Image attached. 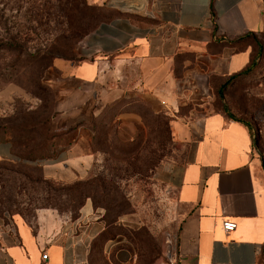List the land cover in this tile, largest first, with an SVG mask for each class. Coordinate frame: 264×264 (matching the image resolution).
Segmentation results:
<instances>
[{"label": "crops", "instance_id": "0c3cea01", "mask_svg": "<svg viewBox=\"0 0 264 264\" xmlns=\"http://www.w3.org/2000/svg\"><path fill=\"white\" fill-rule=\"evenodd\" d=\"M90 1L105 16L81 41L78 60H55L46 79L54 128L87 122L129 90L150 99L166 116L175 148L188 147L186 160L169 157L153 171L174 193L163 244L176 263L264 264V184L250 132L220 110L203 112L213 89L247 66L251 47L228 43L264 32V0ZM13 157L1 144L0 158ZM94 159L71 142L42 174L81 181ZM123 219L107 223L89 196L74 216L44 209L28 222L16 215L11 237L0 243V264H163L164 252L137 259ZM226 220L235 223L230 231L222 229Z\"/></svg>", "mask_w": 264, "mask_h": 264}, {"label": "rangeland", "instance_id": "374dc122", "mask_svg": "<svg viewBox=\"0 0 264 264\" xmlns=\"http://www.w3.org/2000/svg\"><path fill=\"white\" fill-rule=\"evenodd\" d=\"M84 3L0 0V10L15 15L6 28L17 42L11 50L0 49V145L8 144L22 159L0 158V243L11 237L16 215L28 222L44 209L74 216L89 196L107 223L124 218L134 254L147 263L165 251L175 214L174 193L155 181L153 171L169 157L186 160L188 147L175 148L166 116L135 90L69 131L54 128L50 68L57 59L78 60L81 41L105 16L90 0ZM259 41L261 53L249 37L240 42L238 47L252 48L249 71L231 76L221 96L213 89L203 112L226 108L246 124L264 184V35ZM71 142L94 155L90 174L69 183L45 179L42 165Z\"/></svg>", "mask_w": 264, "mask_h": 264}, {"label": "trees", "instance_id": "16d2710c", "mask_svg": "<svg viewBox=\"0 0 264 264\" xmlns=\"http://www.w3.org/2000/svg\"><path fill=\"white\" fill-rule=\"evenodd\" d=\"M79 3L81 4V6L85 7V3H84V0H78ZM94 7L98 8V9H101V7L99 5H96V4H93ZM76 9H79L78 7H76ZM102 10V9H101ZM9 11L10 9L9 8H5L2 10H0V49H6V50H11L13 49L16 45H17V42L14 40V37L10 36V31L8 30V28H6V25L7 23L9 22V20L14 17L15 15H12V14H9ZM4 17V18H3ZM2 19V20H1ZM98 24V23H97ZM261 35H264V32L263 33H259L258 35H255V34H248V35H245L244 37H241L239 39H237L236 41H232V42H229L228 44L232 45L234 48L236 49H239V48H243V47H238V45L240 44V42L243 41L244 38L246 37H249L253 42L254 44L256 45V51L257 53H261L262 52V45H260V41H259V38ZM249 45V44H248ZM246 46V45H245ZM250 46V45H249ZM251 47V46H250ZM252 48H251V56L249 58V62L247 64V66L245 68H243L241 71L235 73V74H232L228 77H226L222 83L216 88V92H217V95L218 96H221L222 95V90L227 86V84L231 81L232 77H235V76H238L240 75L242 72L244 74H247V72L249 71L248 69L251 67L252 63H253V60H252ZM232 76V77H231ZM228 78V79H227ZM227 118H230L232 120H235V121H238L240 123H242L243 125L246 126V124H244L242 121L238 120V119H235L233 117L232 114H230L226 108H222L220 110ZM49 122H50V119H49ZM75 127V126H74ZM74 127H71V128H68V129H65L67 131L73 129ZM247 127V126H246ZM249 130V129H248ZM251 135V134H250ZM12 150V153H13V156L15 157L14 159L16 160H22L20 158V156L18 155L19 153L17 151H15L13 148H11ZM55 148H53L52 151H54ZM39 159H43V157H40ZM23 160H26V159H23Z\"/></svg>", "mask_w": 264, "mask_h": 264}, {"label": "built area", "instance_id": "2783aa9c", "mask_svg": "<svg viewBox=\"0 0 264 264\" xmlns=\"http://www.w3.org/2000/svg\"><path fill=\"white\" fill-rule=\"evenodd\" d=\"M234 227H235V223H234L233 221H228V220H226V221H224V222L222 223V229H223L224 231H230V230H232ZM45 256H46V255L43 254V255L41 256L42 259H44ZM164 256H165V261H164L163 264H177L176 261H175V259H174V258L172 257V255H171L170 245H169V243H167V242H166V244H165Z\"/></svg>", "mask_w": 264, "mask_h": 264}]
</instances>
